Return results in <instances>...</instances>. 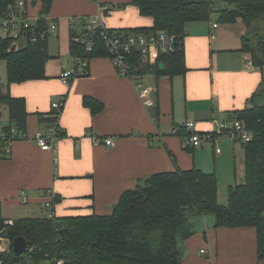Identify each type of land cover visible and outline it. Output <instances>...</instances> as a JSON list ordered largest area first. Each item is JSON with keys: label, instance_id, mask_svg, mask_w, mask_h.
Returning <instances> with one entry per match:
<instances>
[{"label": "crops", "instance_id": "crops-1", "mask_svg": "<svg viewBox=\"0 0 264 264\" xmlns=\"http://www.w3.org/2000/svg\"><path fill=\"white\" fill-rule=\"evenodd\" d=\"M32 1L25 10L35 24L43 15L40 3ZM131 1L54 0L47 18L57 22V30L49 35L51 59L45 80L9 86L6 63L0 62V96L24 98L28 113L26 139L15 142L9 158L0 159V202L8 222L21 214L39 213L51 197L56 218L110 215L124 192L164 172L198 169L216 175L221 204V190H227L228 203L230 188L245 183L242 144L215 134L220 123L252 107L253 96L264 88V70L242 52L247 29L240 20L223 24L217 12L208 22L188 23L185 75L156 79L149 74L140 80L151 92L153 107L143 104L136 82L121 77L109 57L91 59L87 75L64 85L62 73L74 68L72 30L81 32V18L101 15V23L114 31L153 27V18L142 16ZM62 97L66 103L58 125L66 135L59 136L55 150L43 151L34 141L48 127L41 117H52V104ZM86 97L101 103V110L85 106ZM0 118L3 125L9 124V109L2 103ZM188 122L194 124L195 133L212 137L203 138L199 147L187 145L192 135L186 129ZM90 134L113 138L115 146H96ZM203 218L204 226L195 223L194 235L180 244L182 264H264L257 256L256 229H215V220ZM0 248L7 252L11 248L1 236Z\"/></svg>", "mask_w": 264, "mask_h": 264}, {"label": "trees", "instance_id": "trees-1", "mask_svg": "<svg viewBox=\"0 0 264 264\" xmlns=\"http://www.w3.org/2000/svg\"><path fill=\"white\" fill-rule=\"evenodd\" d=\"M19 1L0 0V18L17 8ZM23 1L28 5V0ZM131 2L142 16L152 17L154 25L151 29L124 31L167 32L182 42V49L161 55L155 65L140 54L133 55L130 58L133 74H153L156 79L185 75L186 25L208 22L217 12L223 24L240 20L245 25L247 33L242 38V52L250 54L253 64L264 69V0ZM32 3H40V14L45 17L50 14L54 0H33ZM47 30V21L40 19L27 31V40L14 51L15 40L0 36V62L6 63L9 86L46 79L45 66L51 59ZM44 33L47 36L43 39ZM76 35L72 30L70 49L74 57L82 51L81 45L75 42ZM99 57L109 55L97 38L90 58ZM256 97L261 100L254 101ZM0 103L9 109L7 127L16 129L18 140L26 136V100L7 93L0 96ZM252 103V107L237 111L232 120L244 121L251 139L249 142L235 140L245 151L246 181L230 188L227 205L219 201L216 175L198 169L158 173L139 181L136 188L121 195L110 215L21 218L9 224L0 202V236L11 244L8 252L0 254V260L3 264H56L58 260L64 264H182L180 244L194 235L191 218L198 216H214L215 229H256L258 260H264V88L253 96ZM84 105L93 112L102 108L101 103L87 97ZM41 121L48 126L57 119L42 116ZM65 135L60 131V137ZM0 159L7 158L0 156ZM19 237L25 238L28 244V251L22 257L13 251L14 241Z\"/></svg>", "mask_w": 264, "mask_h": 264}, {"label": "built area", "instance_id": "built-area-1", "mask_svg": "<svg viewBox=\"0 0 264 264\" xmlns=\"http://www.w3.org/2000/svg\"><path fill=\"white\" fill-rule=\"evenodd\" d=\"M215 7H213L214 9ZM45 19L47 21L48 30L47 35L54 33L57 30V22L48 20L47 16H42L38 19ZM37 21V22H38ZM82 26L81 32L75 37V42L79 43L82 47L81 53L74 57V68L66 70L62 73L61 79L64 85H70L74 78L86 75L88 73L90 56L94 53L97 44V38L101 40L105 50L107 51L109 58L112 60L118 74L121 77L133 80L137 84L140 98L143 104L150 108L155 105V101L151 98L150 90L141 84L140 80L144 76L133 74L132 64L130 58L133 55L140 54L151 65H155L161 55H171L182 49V42L179 41L176 35L169 34L167 32H159L156 34H146L138 32L127 31H114L106 28L101 23V15L95 18H81L79 20ZM29 20L28 14L25 10V2L19 1L17 8L8 13L5 17L0 18V32L4 37H9L15 40L14 47L17 48L20 42H25L28 38L27 31L33 27ZM214 28L218 25L214 24ZM45 33L42 34V38H46ZM33 41L36 38L32 39ZM264 70V69H263ZM65 97L60 98L57 102L52 104L53 115L52 117L57 121L48 125L46 131L39 132L35 136L34 141L43 151H53L57 148L58 139L60 135V127L58 125V119L60 118L65 106ZM8 124L3 125L0 118V156L3 158H9L12 155V149L15 142L17 131L14 128L9 129ZM186 129L191 131L192 135L187 140V145L193 147H199L202 143V139H210L212 135H206L205 137L194 132V124L188 122ZM216 135H228L232 139L240 142H249L251 139L250 132L246 128L244 121L235 120L231 122H222L218 126ZM90 139L96 146L105 145L107 147H114L115 142L113 138H101L94 134L89 135ZM21 139H26L23 135ZM20 140V139H19ZM22 202L26 204L28 198L25 193L22 194ZM43 204L41 214L42 217L53 219L55 202L54 197ZM12 224V222H10ZM6 252L5 249L0 248V254ZM206 251L202 250L201 254H205ZM0 264H3L0 260ZM56 264H64L63 260H58Z\"/></svg>", "mask_w": 264, "mask_h": 264}, {"label": "rangeland", "instance_id": "rangeland-1", "mask_svg": "<svg viewBox=\"0 0 264 264\" xmlns=\"http://www.w3.org/2000/svg\"><path fill=\"white\" fill-rule=\"evenodd\" d=\"M247 33V32H246ZM0 36H2V34H1V32H0ZM22 44H23V42H20L19 43V45H18V47H21L22 46ZM2 64V63H1ZM3 66H4V64H2ZM2 77V76H1ZM5 80H6V76H5ZM259 103H263V101H261V102H259ZM230 137V136H229ZM231 138V137H230ZM232 140H234V139H232ZM23 194V193H22ZM23 196V195H22ZM220 199L222 200L221 202H222V204H226L227 203V200H225L226 198H227V190H225V189H223V190H221V193H220ZM33 213H35V214H21V215H19V216H17V217H19V219L20 218H29V217H34V216H32V215H35L36 217H42V214H41V211L38 213V212H33ZM5 216H6V214H5ZM10 218H12V217H10ZM215 220V218H214V216H207V221L208 220ZM197 220V221H196ZM191 222H192V225H193V227H194V225H195V223L197 224V223H200L202 226H204V218H203V216H198V217H192L191 218ZM9 224H11L10 222H9Z\"/></svg>", "mask_w": 264, "mask_h": 264}, {"label": "water", "instance_id": "water-1", "mask_svg": "<svg viewBox=\"0 0 264 264\" xmlns=\"http://www.w3.org/2000/svg\"><path fill=\"white\" fill-rule=\"evenodd\" d=\"M15 49L16 48L13 47V51ZM13 251L17 257H22L23 255H25L28 251V244L26 239L23 237L16 238L13 244Z\"/></svg>", "mask_w": 264, "mask_h": 264}]
</instances>
